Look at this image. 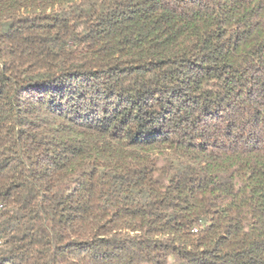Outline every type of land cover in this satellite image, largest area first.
Instances as JSON below:
<instances>
[{"label": "trees", "instance_id": "trees-1", "mask_svg": "<svg viewBox=\"0 0 264 264\" xmlns=\"http://www.w3.org/2000/svg\"><path fill=\"white\" fill-rule=\"evenodd\" d=\"M0 264H264V0H0Z\"/></svg>", "mask_w": 264, "mask_h": 264}]
</instances>
